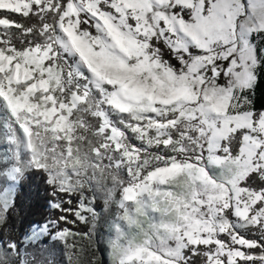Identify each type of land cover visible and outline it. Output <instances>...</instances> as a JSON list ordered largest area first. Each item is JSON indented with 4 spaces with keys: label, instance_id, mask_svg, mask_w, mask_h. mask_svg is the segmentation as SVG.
I'll return each mask as SVG.
<instances>
[{
    "label": "snow or ice",
    "instance_id": "snow-or-ice-1",
    "mask_svg": "<svg viewBox=\"0 0 264 264\" xmlns=\"http://www.w3.org/2000/svg\"><path fill=\"white\" fill-rule=\"evenodd\" d=\"M262 76L264 0H0V225L33 171L77 197L0 264H264Z\"/></svg>",
    "mask_w": 264,
    "mask_h": 264
},
{
    "label": "trees",
    "instance_id": "trees-1",
    "mask_svg": "<svg viewBox=\"0 0 264 264\" xmlns=\"http://www.w3.org/2000/svg\"><path fill=\"white\" fill-rule=\"evenodd\" d=\"M15 18L26 24L33 22L19 16ZM165 56L169 58L167 52H165ZM256 100L258 108L264 106V76L261 77L257 85ZM52 191L53 189L47 184L43 173L39 171L31 172L18 192L14 210L11 211L6 222L0 225V241L13 238L18 242H23L24 237L30 232L34 224L44 223L49 219H57L60 215H67L70 220L74 219L71 213H61L58 209L51 207V204L59 198L64 201L71 199L72 204L65 203L64 207L75 208L77 197L64 193L59 194V197H57L52 195ZM96 208L97 210L103 208V200L99 195L96 200ZM61 224L74 232H88V226L84 224L77 223L73 225L64 224L63 222ZM104 236L106 238V230ZM68 243L76 244L75 252L78 258L73 257L72 260H69L73 250L62 242H54L50 238H45L39 244L30 246L29 251L36 254L38 261L44 259L49 252H54L56 264H110L108 249L104 243L97 245L95 240L90 242L83 237H77L75 240L69 237ZM197 264H199V261H197Z\"/></svg>",
    "mask_w": 264,
    "mask_h": 264
},
{
    "label": "rangeland",
    "instance_id": "rangeland-1",
    "mask_svg": "<svg viewBox=\"0 0 264 264\" xmlns=\"http://www.w3.org/2000/svg\"><path fill=\"white\" fill-rule=\"evenodd\" d=\"M165 58H167V57L165 56ZM30 231H31V230H30ZM29 233H30V232H29ZM29 233H28V234H29ZM28 234H27V235H28ZM109 258H110V256H109Z\"/></svg>",
    "mask_w": 264,
    "mask_h": 264
}]
</instances>
